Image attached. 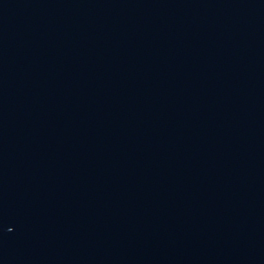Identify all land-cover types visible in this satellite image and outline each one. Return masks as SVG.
<instances>
[{
	"label": "water",
	"instance_id": "1",
	"mask_svg": "<svg viewBox=\"0 0 264 264\" xmlns=\"http://www.w3.org/2000/svg\"><path fill=\"white\" fill-rule=\"evenodd\" d=\"M0 264H264V0H0Z\"/></svg>",
	"mask_w": 264,
	"mask_h": 264
}]
</instances>
